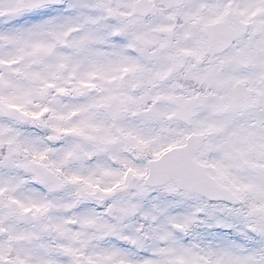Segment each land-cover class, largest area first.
Listing matches in <instances>:
<instances>
[{"label": "snow or ice", "instance_id": "obj_1", "mask_svg": "<svg viewBox=\"0 0 264 264\" xmlns=\"http://www.w3.org/2000/svg\"><path fill=\"white\" fill-rule=\"evenodd\" d=\"M0 264H264V0H0Z\"/></svg>", "mask_w": 264, "mask_h": 264}]
</instances>
